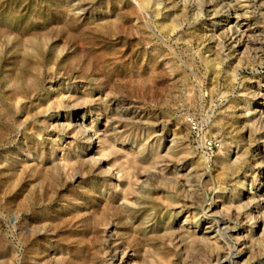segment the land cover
Listing matches in <instances>:
<instances>
[{
	"label": "rangeland",
	"instance_id": "rangeland-1",
	"mask_svg": "<svg viewBox=\"0 0 264 264\" xmlns=\"http://www.w3.org/2000/svg\"><path fill=\"white\" fill-rule=\"evenodd\" d=\"M153 1L162 4L158 17L136 0H0V264H129L120 262L121 247L138 264H215L219 252H231L232 263L224 264H264L262 201L255 210L247 206L264 183V122L241 115L243 108L258 113L264 55L249 51L243 59L232 48L236 15L220 7L232 0ZM244 3L236 13L250 16L248 44L257 46L264 0ZM93 103L120 120L126 144L147 151L161 136L164 147L178 148L182 178L112 157L114 170L121 166L141 181L127 207L118 200L108 208V164L81 161L87 138L67 144L62 125L97 117ZM187 116L220 140L212 156L202 152ZM61 149L74 160L71 173L56 165ZM217 189L225 206L240 205L246 215L214 209L231 228L228 245L215 248L194 236L205 229L202 208Z\"/></svg>",
	"mask_w": 264,
	"mask_h": 264
},
{
	"label": "bare ground",
	"instance_id": "bare-ground-1",
	"mask_svg": "<svg viewBox=\"0 0 264 264\" xmlns=\"http://www.w3.org/2000/svg\"><path fill=\"white\" fill-rule=\"evenodd\" d=\"M246 1H248V0H232V2H234L233 4L230 1H227V2L224 1V3H222V5L220 4L221 9H227L228 11H231L232 10V11H234V13L236 15V16L234 15L235 16V25L232 28V30L230 29L232 31V33L229 35L230 36L229 38L230 39H233V42H234L232 48L234 49L235 52L238 51L239 53H237V54H240L239 58H243V59H244V56L245 57L247 56L248 59H249V56H248V52L249 51L250 52H255L256 54L257 53H260V55H264V40L260 39L259 42L256 41L257 43H254V45H257V46H253V44L252 45L248 44V36H252L253 37V34H254L253 33V29L254 28H251V23H250V20H249L250 16L247 15V14H245L244 16H242L241 14L236 13V11H238L240 9L243 10V7L244 8L246 7V5H247L246 3L240 4L241 2H246ZM136 2H137L136 4H138V7L144 8L146 10H147V8H149L150 9L149 11H151L152 13L154 12V14L157 17L161 15V8H162L161 1L156 2V1H153V0H136ZM217 13H218V9H213V14H217ZM243 13H247V11H244ZM217 24L218 23L215 21L213 23V26H215ZM106 26L109 27V24H107ZM235 47H237V49H235ZM240 48H243V50L242 51H239ZM249 61H251V60H249ZM13 85H14V87L18 86V84L16 83V80L13 81ZM30 89H31V87H30ZM27 93H28V90H27ZM28 94H27V96H28ZM258 96H259V98H258L259 101H257V105H260V107L258 109H256V108L253 109V111H257L258 113L256 115H251V114H253V112H250L248 110V108L247 109L246 108H243V110H242L243 111L242 112L243 114H241L243 121L244 120L249 121L252 118H255V120L257 122H259V123L260 122H262V123L264 122V102H261V100H260V99L264 98V81H262V82H260L258 84V88H257V92L255 93V97H258ZM22 103H23V101H22ZM20 106H22V104ZM91 106L93 107V109H97V111H98L97 112V117L94 116L95 118L94 117L93 118H90V121L87 124H83L82 123V124H80V125L77 126L75 124H71V122H69V121H65V122H63V124L60 122L64 126V128L67 130V133H68V138L69 139L66 142L67 144H70L72 141H75L79 137H82V136L83 137H86L87 140H88L87 141V146L85 148H81L80 149V154H82L81 155L82 157H80V158L82 160L79 158L78 154H75L74 156L77 157V159L79 158L81 161L93 162V163H96L97 165H104V164H108L110 162V158L112 159V157H116L117 160H119V163H121V165H123V162L125 160L126 161L125 163L128 162L127 164H132V166H134L136 168L137 167L142 168L143 165L146 164L145 161H147V164H150L161 175H164V176L166 175L168 177H171L174 181H178L179 178H182V174L179 172V171H181V169L179 168V166L182 163V159H180V158H178L176 156L178 154V152H179V149L178 148H174L173 146H168V147L165 146L164 147L163 139L160 138L161 136L160 137L159 136L152 137V140L154 138L153 144H151L150 149H148L147 151L144 150V147L143 146L134 148L132 144H129L128 145V144H126V142H123V141H121V139H119L120 136L118 135V133L120 132L119 127H121L120 120H118V119H116L114 117H111L110 115L109 116H105L106 114L105 115L102 114V112H101L102 110L100 109L101 107L97 103H93V104H91ZM91 110H92V108H91ZM103 110H104V113H107L108 112V109H104L103 108ZM70 121H71V119H70ZM255 123L256 122H254V125L257 124V123L255 124ZM50 126H52V125H50ZM92 140H93V142H92ZM144 143H147V140L144 141ZM163 147L165 149H164V152L162 154V153H160V151H161V149ZM61 150H62V153H61V155H59L57 157V164L56 165L58 166V168L60 169V171H63L64 172V171H66L67 169L70 168V166L72 165L71 163L74 160L73 161L70 160L71 155L69 153V150H67V151H64L63 149H61ZM260 150L261 149L258 146L257 147V154L260 153ZM261 151L264 152V149L261 150ZM237 153H238V150H236L233 154H237ZM241 157H242V155H239V156L235 157V160L234 161H236L237 159H239ZM72 158H73V156H72ZM79 162L80 161H78V163ZM111 163H109V164H111ZM109 164L107 166L105 165L106 168H107V170H108V172H109V175H107V176H109V178L111 180H113V181L111 183L109 182L110 183V186H108V188L106 189V191H105V193H104V195L102 197V200H103L104 204H106L108 206V208L109 207L110 208L113 207V204L115 202H117L118 200H120V204L121 205H123L124 207H127L130 204V200H131V199L130 200L128 199V195L136 187L139 186V183H140L141 180H139L138 177L130 176L131 174L129 175L126 172H124L121 169V166L118 167V168H115V170H114L111 167V165H113V164H111V165H109ZM56 167H55V169H56ZM70 169H72V168H70ZM92 169L93 168H91V170ZM71 171L73 172L74 169L73 170H70L69 172L71 173ZM146 172H148V170ZM150 172L152 173L153 171H150ZM144 173H140V175L142 176V175H144ZM159 174H156V175H159ZM46 175L47 174H45L44 176H46ZM74 176H75V174H74ZM99 185H101V184H99ZM255 186H256V189H255V191H253V195H255L254 198H256L257 201L255 202V204H252V202L249 203V204H247V206H249L250 209H253V210H255L254 208H257L258 207V205H259V203L261 201H262V208H264V183L261 184L259 182ZM106 187H107V185H106ZM99 189L101 190V188H99ZM262 191H263V193H261ZM212 194L214 196V199L213 200L211 199L212 201L210 203L206 204L204 206V208H202L203 209V213L207 215L208 222H207L206 226L204 227L205 229H204L203 233L200 236L198 235L197 237L196 236H194V237L197 238V240H200V242L204 243L206 246L215 247V248L224 247L225 245L226 246L228 245V243H227L228 242L227 241L228 240L227 233H228L229 230H231V228H229L228 226H225V223H227L226 222L227 220L223 216H221V215H215L214 209L218 208L220 210H223L224 212H228V209H229V213H232V215L234 214L237 217H243L246 214L241 213L239 211L240 205H235V204H232L231 205L230 204V207L231 208L228 207V206H225L224 205V202H223V199H222V192L220 190L217 189ZM213 196H212V198H213ZM131 202H133V201H131ZM248 202H250V201H248ZM125 211H126V209H125ZM225 217H227V216H225ZM259 218L260 217L258 215L257 216L256 215L253 216L254 223H256L257 221H259L258 220ZM196 225H198V224H196ZM260 227H261V231L264 232V221L263 220H260L259 221V225H258L257 228H260ZM258 238H261V237H258ZM259 242H264V239L263 238L259 239ZM117 244L118 243H116V245ZM118 248H119V246L117 245V248H116L115 252H117L119 250ZM228 250H230V248H228ZM226 252H227V250H226ZM120 253L122 254L121 255V258H120V262H124V261L127 262V260L130 259L129 264H138L139 261L133 260V256H135V254H133L132 252H130V253H132V255H130L129 252H127L125 249H123L121 247L120 248ZM229 254L222 255L221 252H219V253L216 254V256L213 255V256H215V260H216V263L215 264H224L226 262L227 263L228 262L229 263L230 262L232 263V258H231V255H229ZM209 257H211V256H209ZM115 259H116V257H115Z\"/></svg>",
	"mask_w": 264,
	"mask_h": 264
},
{
	"label": "built area",
	"instance_id": "built-area-1",
	"mask_svg": "<svg viewBox=\"0 0 264 264\" xmlns=\"http://www.w3.org/2000/svg\"><path fill=\"white\" fill-rule=\"evenodd\" d=\"M186 123L205 156H212L214 151L220 146V140L206 137L201 123L193 116H187Z\"/></svg>",
	"mask_w": 264,
	"mask_h": 264
}]
</instances>
